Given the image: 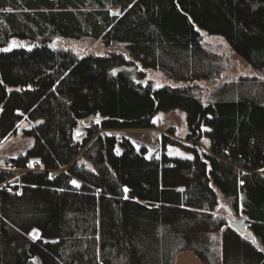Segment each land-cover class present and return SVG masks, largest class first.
Wrapping results in <instances>:
<instances>
[{"label": "trees", "instance_id": "1", "mask_svg": "<svg viewBox=\"0 0 264 264\" xmlns=\"http://www.w3.org/2000/svg\"><path fill=\"white\" fill-rule=\"evenodd\" d=\"M198 29L223 37L256 73L207 103L194 83L218 69ZM55 37L122 45L129 60L77 57L53 49ZM132 63L182 86L114 73ZM261 77L264 0H0V144L23 122L33 140L0 169V264H173L185 251L203 264H264ZM173 109L185 112L187 144L163 145L192 159H146L104 133L153 128L157 112ZM228 199L254 242L213 212Z\"/></svg>", "mask_w": 264, "mask_h": 264}, {"label": "rangeland", "instance_id": "2", "mask_svg": "<svg viewBox=\"0 0 264 264\" xmlns=\"http://www.w3.org/2000/svg\"><path fill=\"white\" fill-rule=\"evenodd\" d=\"M110 10L113 13H117V8H111ZM198 31L202 38L203 47L216 57L215 62L218 69L215 76L194 83L196 85L195 93L204 103L212 101L215 94L219 93V90L226 85L236 83L243 77L256 75L247 63L234 53L223 37L210 35L200 29H198ZM50 45L53 49L70 50L77 57L89 54L105 56L112 52H116L123 54L125 59L129 60L122 45L106 47L100 40H93L89 37L76 40L55 37ZM118 71L127 73V75L137 83H150L153 88H159L164 85L173 87L182 86L181 83H174L167 79L160 71L144 69L137 63L121 67L115 70L114 73ZM152 123L153 128L150 129L109 130L104 133L109 136H114L118 141L123 137L128 139L137 152H143L142 155L146 159L157 160L162 153L173 158H186L190 156V154L182 150L179 146L171 145V143L163 145L165 138L177 144H187L185 140L187 125L185 112L183 110L173 109L168 112H157L152 118ZM28 128H30V125L23 122L13 135L0 144V169L4 168L6 158H14L22 155L32 145L33 140L23 136V131ZM196 144L203 150H206L204 139ZM115 152L119 154L121 153V149L117 146ZM31 164V169L33 171L39 170L40 165L37 161H32ZM14 173L18 176L21 174V171H14ZM55 175L56 172L50 173L51 177ZM213 212L229 223L240 217V215L236 214L234 211L232 200L230 199L224 201L222 206L215 207ZM31 236L37 238L38 232L36 230L33 231ZM211 241V251L218 255L220 251V234H212ZM173 264L203 263L193 253L185 251L176 254Z\"/></svg>", "mask_w": 264, "mask_h": 264}, {"label": "water", "instance_id": "3", "mask_svg": "<svg viewBox=\"0 0 264 264\" xmlns=\"http://www.w3.org/2000/svg\"><path fill=\"white\" fill-rule=\"evenodd\" d=\"M229 227L234 229L239 235L243 236L248 241L254 242V237L249 230L250 223L245 215H241L239 219L230 222Z\"/></svg>", "mask_w": 264, "mask_h": 264}, {"label": "snow or ice", "instance_id": "4", "mask_svg": "<svg viewBox=\"0 0 264 264\" xmlns=\"http://www.w3.org/2000/svg\"><path fill=\"white\" fill-rule=\"evenodd\" d=\"M7 50H9V49H4V51H7ZM261 79H264V77H261ZM158 86H159V85H158ZM97 122H98V121H97ZM209 131H210V129H209ZM205 143H207V141H205ZM186 158H187V159H192V157H190V156H189V157H186ZM29 166L31 167L32 164L30 163ZM71 183L74 184V185H76L77 187H79V184H78L77 181L73 180V181H71ZM241 183H243V182L241 181ZM124 191H125V193H127V192H128V189L125 188ZM125 198L127 199V196H125ZM34 231H35V230H34Z\"/></svg>", "mask_w": 264, "mask_h": 264}]
</instances>
